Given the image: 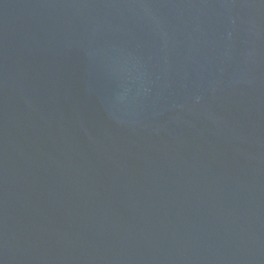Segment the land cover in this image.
Returning a JSON list of instances; mask_svg holds the SVG:
<instances>
[{
  "label": "water",
  "instance_id": "water-1",
  "mask_svg": "<svg viewBox=\"0 0 264 264\" xmlns=\"http://www.w3.org/2000/svg\"><path fill=\"white\" fill-rule=\"evenodd\" d=\"M0 264H264V0H0Z\"/></svg>",
  "mask_w": 264,
  "mask_h": 264
}]
</instances>
